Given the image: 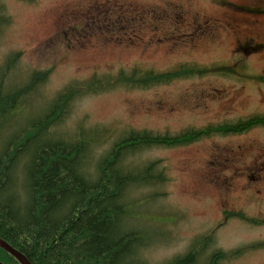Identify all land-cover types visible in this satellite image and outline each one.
<instances>
[{"label": "rangeland", "instance_id": "obj_1", "mask_svg": "<svg viewBox=\"0 0 264 264\" xmlns=\"http://www.w3.org/2000/svg\"><path fill=\"white\" fill-rule=\"evenodd\" d=\"M219 1L3 0L10 22L0 31V82L19 87L34 72L51 71L30 97L29 119L65 89L87 85L94 76L113 81L134 70L235 69L232 75L208 73L146 88L118 84L78 97L58 133L107 129L106 151L132 131L173 138L264 118V82L258 80L264 78V48L258 49L264 45V0ZM116 5L134 8L141 22L130 26L128 17L118 18L117 10L107 8ZM104 10L111 13L107 24L82 27ZM15 55L17 62L5 69ZM134 159L138 165L159 162L157 171L168 179L132 194L142 212L134 223L157 237L142 251L147 264H167L192 251L196 264H210L218 253L227 259L217 264H264V126L215 132L186 145H153ZM18 174L21 193L27 178ZM224 212L242 213L257 224L225 221ZM208 234L201 246L199 239Z\"/></svg>", "mask_w": 264, "mask_h": 264}, {"label": "trees", "instance_id": "obj_2", "mask_svg": "<svg viewBox=\"0 0 264 264\" xmlns=\"http://www.w3.org/2000/svg\"><path fill=\"white\" fill-rule=\"evenodd\" d=\"M2 1L0 31L10 22ZM107 8L117 10L118 18L128 17L130 26L142 20L129 5ZM110 14L104 10V17L96 11L83 21L82 27L105 25ZM17 57L8 58L4 68L11 69ZM50 72H34L29 82L19 87L4 88L0 82V238L24 254L31 264H147L142 251L157 237L134 223L142 212L137 206L140 200L132 194L168 179L164 170L157 171L159 162L138 165L134 158L153 145H186L215 132L240 133L264 125V119L255 118L230 130L210 127L173 138L132 131L106 151L104 145L111 136L107 129L85 131L79 127L74 135L58 133L78 97L107 91L118 84L146 88L208 73L232 75L235 69L183 66L164 73L134 70L129 76L121 72L113 81L94 76L87 85L75 84L65 89L43 113L27 119L30 97ZM258 80L264 82V78ZM101 147L104 151L97 152ZM12 162H19L18 176L21 173L27 178L21 193L14 180L16 165L12 166ZM234 217L256 223L242 213H224L225 221ZM210 239L203 236L198 242L202 246ZM240 252L242 249L234 254ZM196 255L192 251L167 264H196ZM226 258V254L218 253L210 264ZM0 260L19 264L1 248Z\"/></svg>", "mask_w": 264, "mask_h": 264}, {"label": "water", "instance_id": "obj_3", "mask_svg": "<svg viewBox=\"0 0 264 264\" xmlns=\"http://www.w3.org/2000/svg\"><path fill=\"white\" fill-rule=\"evenodd\" d=\"M0 248L10 254L13 258H15L20 264H31L29 260L22 254L21 252L15 250L11 245H9L6 241L0 238ZM0 264H5L0 261Z\"/></svg>", "mask_w": 264, "mask_h": 264}, {"label": "bare ground", "instance_id": "obj_4", "mask_svg": "<svg viewBox=\"0 0 264 264\" xmlns=\"http://www.w3.org/2000/svg\"><path fill=\"white\" fill-rule=\"evenodd\" d=\"M19 162H12V166H14V165H16V166H14V174L16 173V171H17V169H18V167H17V164H18Z\"/></svg>", "mask_w": 264, "mask_h": 264}]
</instances>
